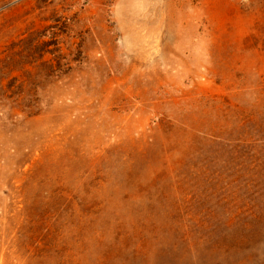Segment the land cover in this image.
Here are the masks:
<instances>
[{
  "label": "rangeland",
  "instance_id": "obj_1",
  "mask_svg": "<svg viewBox=\"0 0 264 264\" xmlns=\"http://www.w3.org/2000/svg\"><path fill=\"white\" fill-rule=\"evenodd\" d=\"M0 264H264V0H0Z\"/></svg>",
  "mask_w": 264,
  "mask_h": 264
}]
</instances>
